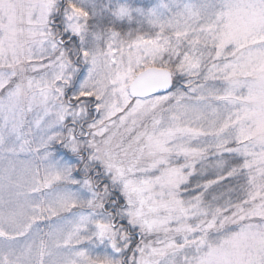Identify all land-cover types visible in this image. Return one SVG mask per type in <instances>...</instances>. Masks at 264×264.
I'll list each match as a JSON object with an SVG mask.
<instances>
[{"label":"snow or ice","instance_id":"snow-or-ice-1","mask_svg":"<svg viewBox=\"0 0 264 264\" xmlns=\"http://www.w3.org/2000/svg\"><path fill=\"white\" fill-rule=\"evenodd\" d=\"M0 264H264V0H0Z\"/></svg>","mask_w":264,"mask_h":264}]
</instances>
